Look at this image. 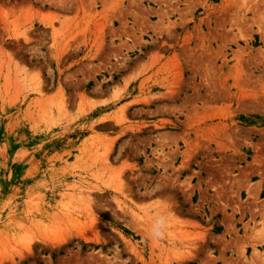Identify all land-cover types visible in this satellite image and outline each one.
<instances>
[{
  "label": "rangeland",
  "instance_id": "374dc122",
  "mask_svg": "<svg viewBox=\"0 0 264 264\" xmlns=\"http://www.w3.org/2000/svg\"><path fill=\"white\" fill-rule=\"evenodd\" d=\"M0 264H264V0H0Z\"/></svg>",
  "mask_w": 264,
  "mask_h": 264
}]
</instances>
